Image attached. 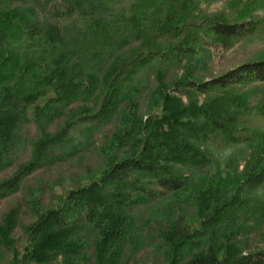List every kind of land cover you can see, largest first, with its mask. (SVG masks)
Returning a JSON list of instances; mask_svg holds the SVG:
<instances>
[{"label":"trees","instance_id":"trees-1","mask_svg":"<svg viewBox=\"0 0 264 264\" xmlns=\"http://www.w3.org/2000/svg\"><path fill=\"white\" fill-rule=\"evenodd\" d=\"M263 6L252 0L238 17ZM262 30L264 21L204 13L199 0H0V174L20 152L18 128L65 120L53 135L24 137L30 158L0 181V199L37 170L83 157L77 125L111 130L97 174L47 209L38 196L27 203L36 219L15 264H122L145 246L164 257L149 264H264V59L198 76L208 40L231 46ZM238 146L250 150L241 170L230 160L210 173L211 151ZM167 197L176 203L160 221L134 215ZM17 212L0 221L1 248L15 242Z\"/></svg>","mask_w":264,"mask_h":264},{"label":"rangeland","instance_id":"rangeland-1","mask_svg":"<svg viewBox=\"0 0 264 264\" xmlns=\"http://www.w3.org/2000/svg\"><path fill=\"white\" fill-rule=\"evenodd\" d=\"M250 1L252 0H240L238 1L239 3L236 4V0H199V3L200 9L204 13L222 14L233 22L244 23L250 20L264 21V6L250 14L247 19H239L238 14L240 9L244 4L250 3ZM69 20L70 19L65 18L64 21H59V24L65 26L69 23ZM205 45L204 66L206 68L203 69V73L198 76L203 80H209L242 64L264 59V30L249 37L236 40L231 46L210 40H208ZM150 77H152L151 72L148 73V71H143L141 73L138 79L142 89L152 85ZM257 87H259V85ZM51 95L52 92H49L44 98L39 99L34 106H31L27 110V117L32 119L35 106H42ZM260 96L264 97V86L260 88ZM77 109H79V107ZM92 110L91 107L87 109L89 112H94V110ZM81 112L85 111L81 110ZM61 121L51 124V126L46 125L37 127L39 123L37 125L35 123H28L18 128L17 133L19 136L20 152H14L11 158L12 160L10 159L13 166L11 169L7 170L6 173L0 174V181L9 178L20 163H24L30 158V149L22 148V142H25L24 137L32 141L40 140L48 135H53L57 132L58 128H60ZM64 121L65 120L62 122ZM84 130L85 126L82 124L77 125L75 129L72 130V135L75 136V139L84 143L86 151H84L83 157L76 160H67L68 162H59L49 168L37 170L23 181L20 190L16 194L0 199V221L14 208H18L17 224L12 233V240L14 239L15 242L11 245L10 250L4 248V245L2 248L0 247V264H15L14 259L20 261L25 253L27 240L22 228L32 224L36 219L29 210L30 206L27 207L29 201L35 196H38L43 209L49 208L54 204L55 197L63 195L68 190L79 186V184H83L85 177L97 174L99 168L105 162L107 150L106 135L111 133V130H106V132L103 131L104 133H101L102 130L99 131V129L85 133ZM108 153L110 152L108 151ZM249 153L250 150L246 149L244 146L233 147L223 152L211 151L212 158H214V165H212L210 173L216 170L226 172V163L230 162V160H233L235 165L241 170ZM110 155L115 154L110 153ZM174 203H176L174 197H167L160 201L159 204H155L151 209L147 210V212L145 208L135 210L136 212H134V215L142 217V215L145 216L144 213L148 215V212H151L152 215H157L154 217V220L160 221L166 217L165 215L168 214L170 206ZM136 229L138 228L133 230ZM138 234L142 236V233ZM254 242H257V240ZM262 246H264V236H260V247ZM145 247L146 248L142 250L134 251L132 254L131 251H127V254L124 255L122 264H149L154 261L163 263L162 258L164 257L161 258L160 254L156 257L153 256L152 254H155L154 250L148 246ZM149 250L150 252H148ZM160 250L161 248L157 252L160 253ZM15 255L18 256L15 257Z\"/></svg>","mask_w":264,"mask_h":264}]
</instances>
